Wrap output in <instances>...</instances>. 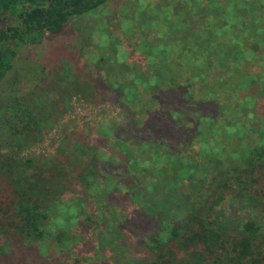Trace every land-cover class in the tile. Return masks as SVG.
Wrapping results in <instances>:
<instances>
[{
  "label": "trees",
  "instance_id": "trees-1",
  "mask_svg": "<svg viewBox=\"0 0 264 264\" xmlns=\"http://www.w3.org/2000/svg\"><path fill=\"white\" fill-rule=\"evenodd\" d=\"M109 1L0 0V84L21 46L59 35L73 18ZM176 1L170 8L165 0L152 24H138L141 33L155 36L137 44L145 57L127 66L117 62L102 90L75 73L61 77L59 85L53 81L39 98L0 104V259L16 240L19 247L42 246L37 255L47 261L51 206L69 192L84 201L79 195L89 190L88 177L98 167L94 154L103 152L124 161L129 172L137 166L150 181L136 194L135 209L120 215L123 228L113 244L123 253L115 256L131 254L125 253L130 249L124 237L129 225L141 230L134 224L139 220L156 231L130 264H264V78L258 74L264 72V0ZM106 87L116 91L122 108L133 109L143 94L161 108L129 137L113 122L117 139L104 151L84 134L66 132L52 157H21L68 111L73 97L103 101ZM107 136L101 135L109 141ZM214 159L221 165L214 166ZM111 183L112 190L128 195L121 183ZM230 189L248 208L246 220L219 210ZM101 223L97 217L95 225L85 226L96 231ZM107 238L102 233L83 241L82 249L75 242L65 250L72 263H62L110 264Z\"/></svg>",
  "mask_w": 264,
  "mask_h": 264
},
{
  "label": "rangeland",
  "instance_id": "rangeland-1",
  "mask_svg": "<svg viewBox=\"0 0 264 264\" xmlns=\"http://www.w3.org/2000/svg\"><path fill=\"white\" fill-rule=\"evenodd\" d=\"M166 1L170 4V8L177 3L176 0ZM161 5H166L165 0H110L91 14L73 18L59 35L44 38L41 44L29 43L21 46L13 70L0 84V104L12 105L15 101L25 103V100H29L31 96L39 98L42 93L52 88L53 81L58 84L61 77L70 78L75 73L89 77L94 84L100 86V91L102 86H105L104 80L112 79V75L116 73L117 62L127 66L130 61L136 60L135 58L145 57L146 51L140 48L141 46L138 47V42L153 40L155 36L154 34L147 36L146 30L141 33L138 24H152V14H161L159 11ZM135 37L137 39H133ZM137 48L136 53H133ZM145 62L143 61V66L146 65ZM258 74L264 78V72L260 71ZM118 81L123 80L119 78ZM104 92V100L96 103L82 97H73L69 101L68 111L60 115L58 122L44 132L39 140L24 148L20 153L21 157L33 155L39 158L52 157L66 132L74 133L76 137L84 134L86 140L102 147L104 151V145L111 147L113 141L117 139L112 130L113 122L119 125L121 135L129 137L147 122L148 113L161 108L159 103H152L144 94L133 109L122 108L118 104L119 97L116 96L113 88L106 87ZM50 95L54 100L55 94ZM106 121L111 123L106 124ZM102 134H110V137L107 136L110 140L102 138ZM2 150L6 152L8 148L3 146ZM126 150L129 153V147ZM104 155L103 152L99 156L94 154L98 160V167L88 177L89 190L79 195L84 201L80 202L75 192H69L64 197V201L59 199L51 206L52 221L47 227L52 237L45 242L46 247L43 249L49 256L45 258L48 262L44 263L43 258L39 257L42 247L39 244L32 247L22 244L19 247L20 241L14 240L11 245L5 247L8 255L6 254L2 259L6 258L7 261L0 259V264H63L64 261L72 263V258H66L65 250L75 244H80L78 249H82L83 241L98 239L102 233L104 237H108L105 250L109 252L107 248L111 247L113 251L110 264H130L137 259L133 253H142L145 248L144 243H149L156 230H147L139 220L134 224H141V230L132 225L127 226L129 235L124 237L123 245L130 249L125 253L131 254L125 256H115L123 252H119L113 243L115 237L117 238L116 230L123 228L119 220L120 215L135 209L134 205L140 200L136 199V194L142 191L143 187L150 185V181L137 170V166L133 168L135 173L129 172L124 161H114ZM106 158L108 160H105ZM221 163L218 159L213 160L214 166H219ZM121 177L125 179L121 180ZM113 180L121 183L128 195H123L118 189L112 190L108 183ZM138 182L140 184H137ZM233 190H229L221 204L223 209L219 207V210L227 216L234 214L240 220H246L249 210L247 207L243 208L244 205L239 203ZM88 193L91 195L89 198L86 196ZM134 195L137 202L133 199ZM129 215H132V218L135 216L134 212ZM97 217L104 223L99 224L96 231H90L92 228L85 225H95ZM109 223H112L111 227ZM77 224L79 228H76ZM107 233L112 236L109 237ZM63 246L64 250H62ZM91 262L98 264L93 260Z\"/></svg>",
  "mask_w": 264,
  "mask_h": 264
}]
</instances>
